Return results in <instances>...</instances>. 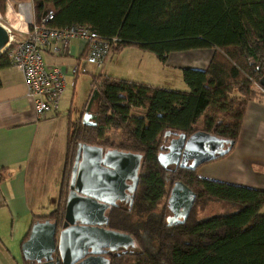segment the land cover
I'll list each match as a JSON object with an SVG mask.
<instances>
[{
  "label": "trees",
  "instance_id": "1",
  "mask_svg": "<svg viewBox=\"0 0 264 264\" xmlns=\"http://www.w3.org/2000/svg\"><path fill=\"white\" fill-rule=\"evenodd\" d=\"M5 5L0 0L3 17ZM31 6L35 23L52 11L51 26H85L105 40L116 38L113 54L134 47L165 64L172 53L212 50L205 69H181L187 91L91 74V92L99 94L96 122L80 123L85 106L75 120L69 117L58 207L41 220L62 218L78 143L115 148L142 155V165L130 211H111L107 224L129 234L135 248L109 264H264V191L157 161L180 134L203 132L233 150L247 104L261 98L255 86L264 74V0H31ZM8 67L3 52L0 71ZM174 182L195 200L184 222L168 226ZM212 204L226 211L198 218Z\"/></svg>",
  "mask_w": 264,
  "mask_h": 264
},
{
  "label": "crops",
  "instance_id": "2",
  "mask_svg": "<svg viewBox=\"0 0 264 264\" xmlns=\"http://www.w3.org/2000/svg\"><path fill=\"white\" fill-rule=\"evenodd\" d=\"M28 5L21 4L19 10L24 18L30 15ZM134 50L140 51L125 48L109 59L116 55L113 62L121 69L118 76L157 87L165 86L149 82L157 81L158 71L166 65L176 70L186 67L205 69L212 55L210 49L189 51L202 56L200 62L205 60L203 65L190 67L182 65L176 56H172L183 55L184 52L172 53L163 66L152 54L133 53ZM206 50L209 51L207 59L203 53ZM70 51L65 56L45 53V68L62 67L69 74L72 65L79 63L86 54L80 40L71 43ZM121 53L126 56L119 61ZM171 57L179 61L169 64ZM107 63L101 69L103 72L89 66L88 73L100 72L119 78L105 72ZM0 78V264H28L22 255V244L29 237L35 222L43 221L42 218L58 207L68 115L71 112L66 114L63 128L59 120L60 108L57 115L53 113L35 120L33 105L25 96L26 88L20 72L8 67L0 71ZM77 78L67 76L66 86L68 82L75 87ZM196 173L200 178L264 191V97L247 104L233 150L199 165ZM261 212H264V205Z\"/></svg>",
  "mask_w": 264,
  "mask_h": 264
},
{
  "label": "water",
  "instance_id": "3",
  "mask_svg": "<svg viewBox=\"0 0 264 264\" xmlns=\"http://www.w3.org/2000/svg\"><path fill=\"white\" fill-rule=\"evenodd\" d=\"M7 45L8 33L0 25V54ZM259 85L264 88V74ZM98 102L99 94L93 90L80 115L82 125L95 124ZM230 146L231 143L203 132L189 137L180 134L168 141L157 161L163 167L173 165L195 170L226 155ZM141 165L140 154L78 143L60 225L56 220L35 222L22 244L24 259L29 264H109L108 253L118 250L124 253L127 248L135 247L129 234L106 228L108 218L103 207L113 206L117 198L122 200L127 195V181L133 185L128 193L135 190ZM194 200L195 194L189 188L174 182L167 197V208L172 215L166 218V224L184 222Z\"/></svg>",
  "mask_w": 264,
  "mask_h": 264
},
{
  "label": "built area",
  "instance_id": "4",
  "mask_svg": "<svg viewBox=\"0 0 264 264\" xmlns=\"http://www.w3.org/2000/svg\"><path fill=\"white\" fill-rule=\"evenodd\" d=\"M10 4L11 0H6L7 8ZM53 18V12L49 11L39 23H35L34 20L25 23L24 31L14 29L18 35H23L19 38L1 23L0 17V25L8 33V45L4 52H7L10 67L22 75L26 88L25 96L33 105L35 120L58 112L61 93L66 86V77L88 73L89 66L100 71L111 58L113 46L117 42L116 38L105 40L85 26H51ZM74 40L83 42L86 54L79 63L72 65L70 73L57 66L50 70L46 69L43 54L69 55L70 45ZM255 88L264 97V88L259 84Z\"/></svg>",
  "mask_w": 264,
  "mask_h": 264
},
{
  "label": "rangeland",
  "instance_id": "5",
  "mask_svg": "<svg viewBox=\"0 0 264 264\" xmlns=\"http://www.w3.org/2000/svg\"><path fill=\"white\" fill-rule=\"evenodd\" d=\"M20 4H29L28 6H30L29 7L30 15L28 16L27 20H25V21H24L23 16H21L19 14L20 13L19 12V5ZM8 10H9V12H12V14L10 13V15H8L7 14ZM0 17H1V23L4 26H6L7 28H10V30L12 32H14V34L16 36H18L19 38H22L23 35H18V33H16L15 30L24 31L25 30V23H27L29 21L31 22L33 20V11H32V6H31V0H11V4L8 6V8L5 5L4 17L1 15H0ZM130 48H134V47H130ZM126 52H128V51H126ZM135 52L140 54L139 53L140 51L134 50L133 53H135ZM203 53L206 55V59H207V55L209 54V51L206 50ZM182 54L183 55H172V56H176V58L181 61L180 63L182 65L194 67V66L203 65V63H205V60L200 62V59H202V56H196L189 51L184 52ZM112 56H113V54H112ZM125 56H126V54L121 53L119 55L118 60L122 61V58H124ZM43 57H44V54H43ZM115 58H116V55H114L112 60H108L109 61V62L107 61L108 63L106 62L107 66H106L105 72H108L111 75H115V76L120 78L121 76H118V75H121V69L118 67V65L115 62H113V61H116ZM131 60H133V58H131ZM179 60H175L173 57H171V59H169V64L170 63H176V61L178 62ZM160 64L165 66L163 63H160ZM192 65H194V66H192ZM181 69L182 68H180L179 70H176V69L166 65L160 71H158L159 74H157V76H156L158 80L157 81L154 80V82H149V83H151V84L154 83L157 85L165 86L166 88H170V89H174V90L187 91L188 88L182 81ZM100 71L103 72V70H100ZM77 76H78V78L76 80L75 87H72V84H69L67 82V86H65L64 90L62 91L63 93H61L62 95H61L60 103H59V105H60V116H59L60 119L59 120L61 122L62 128L66 125V114L70 111L71 112V114H70L71 120L72 121L75 120L76 117H78L80 111L84 108V106L88 102L89 96L91 94V86H90L91 75L89 73H80V74H77L76 77ZM61 165H62V162H61ZM222 211H226V209H224V206L222 204H212V205H209L207 207V209L199 211L198 212V218L208 217L214 213H218V212H222Z\"/></svg>",
  "mask_w": 264,
  "mask_h": 264
},
{
  "label": "flooded vegetation",
  "instance_id": "6",
  "mask_svg": "<svg viewBox=\"0 0 264 264\" xmlns=\"http://www.w3.org/2000/svg\"><path fill=\"white\" fill-rule=\"evenodd\" d=\"M92 108V107H91ZM90 111L92 112L93 111V108L92 109H90ZM81 119V118H80ZM103 147V146H102ZM104 148V147H103ZM104 149H106V148H104ZM110 149H112V148H110ZM73 164V163H72ZM71 167H72V165H71ZM70 171H71V168H70ZM70 171H69V177H70ZM68 181H69V178H68V180H67V182H66V184H67V188L66 189H68ZM139 181V180H138ZM137 186H138V183H137ZM137 186H136V188H135V190L132 192V193H128V191L129 190H133V185H131V182L130 181H127V185H126V189H125V193L127 194V195H125V196H123L122 197V200H120L119 198H117L115 201H114V205L113 206H109L108 208H104L103 207V209H104V214L107 216V218H108V215H109V213L111 212V211H113V210H117V209H123L124 210V208H126V210H128V211H130V209H131V206L133 205V200H134V194H135V191H136V189H137ZM117 196H120L119 194L117 195ZM112 200V199H111ZM168 209V208H167ZM168 211V214H166V216H165V221H166V218L168 217V216H171L172 214H171V212L169 211V210H167ZM60 222H58V225H60L59 224ZM173 223H176V222H173ZM172 223V224H173ZM171 224V225H172ZM106 228L107 229H109L108 227H107V225H106ZM133 239V238H132ZM134 241V240H133ZM135 243V242H134ZM135 247H133V248H127L126 250H125V252L124 253H122V250H118L117 252H110V253H108L107 255H108V258H111L112 256H116V255H119V254H126L127 252H131L133 249H134Z\"/></svg>",
  "mask_w": 264,
  "mask_h": 264
},
{
  "label": "bare ground",
  "instance_id": "7",
  "mask_svg": "<svg viewBox=\"0 0 264 264\" xmlns=\"http://www.w3.org/2000/svg\"><path fill=\"white\" fill-rule=\"evenodd\" d=\"M20 7H21V4L19 5V10H20ZM11 14H12V12H11ZM8 15H10V13L8 14ZM21 16H23L22 14H20ZM10 18V17H9ZM24 18V17H23ZM25 20H27V18H24V21ZM27 263L29 264V262L27 261Z\"/></svg>",
  "mask_w": 264,
  "mask_h": 264
}]
</instances>
